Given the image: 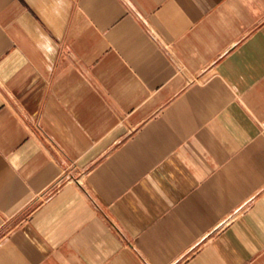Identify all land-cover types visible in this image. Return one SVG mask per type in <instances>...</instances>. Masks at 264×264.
<instances>
[{
	"label": "crops",
	"instance_id": "obj_1",
	"mask_svg": "<svg viewBox=\"0 0 264 264\" xmlns=\"http://www.w3.org/2000/svg\"><path fill=\"white\" fill-rule=\"evenodd\" d=\"M0 264H264V0H0Z\"/></svg>",
	"mask_w": 264,
	"mask_h": 264
}]
</instances>
